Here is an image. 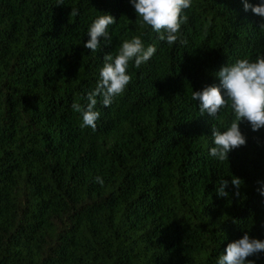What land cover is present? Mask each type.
<instances>
[{
    "label": "trees",
    "instance_id": "16d2710c",
    "mask_svg": "<svg viewBox=\"0 0 264 264\" xmlns=\"http://www.w3.org/2000/svg\"><path fill=\"white\" fill-rule=\"evenodd\" d=\"M104 13L112 41L92 52ZM185 15L169 45L130 0H0V264H217L245 231L264 239V128L241 120L246 144L219 162L212 128L234 114L200 115L191 99L222 66L264 53V21L242 0H192ZM134 35L156 53L130 64L110 106L97 97L95 130L82 127L72 104L86 105L104 56Z\"/></svg>",
    "mask_w": 264,
    "mask_h": 264
},
{
    "label": "clouds",
    "instance_id": "9594fccd",
    "mask_svg": "<svg viewBox=\"0 0 264 264\" xmlns=\"http://www.w3.org/2000/svg\"><path fill=\"white\" fill-rule=\"evenodd\" d=\"M142 26H150L159 34L160 40H166L169 45L180 39V29L187 22L185 10L192 6V0H130ZM245 11L251 12L264 21V0L252 4L242 0ZM63 4V0H57ZM72 15H77V9H72ZM116 19L107 13L97 16L90 24L84 42V47L96 52L101 47L103 39L105 46L111 43L112 36L109 26ZM264 29V23L259 25ZM180 42L186 43L184 40ZM156 53L155 45L145 47L140 35H134L121 43L115 55L106 54L103 66L99 70V78L95 88L87 94V103L74 102L72 108L82 116L81 126L96 128L100 112L96 110L97 97H102L105 107L113 103L115 97L124 93L132 81L128 69L132 64L139 69ZM220 83L205 86L199 91H192L191 99L198 101L200 115L217 117L221 109L230 108L234 114L231 123L220 130L212 128V144L209 156L219 162L228 161V153L246 144V137L239 127L241 120H246L253 131L264 128V53L253 59L247 55L236 59L231 64L222 66L216 73ZM94 182L103 184V178L96 176ZM216 193L220 197H228L225 191L228 180L219 179ZM230 183L236 188L242 184L239 177L233 176ZM264 197V187L258 189ZM238 194V193H236ZM264 252V239H256L245 231L243 236L227 244L225 252L219 256L217 264H254L248 257Z\"/></svg>",
    "mask_w": 264,
    "mask_h": 264
}]
</instances>
